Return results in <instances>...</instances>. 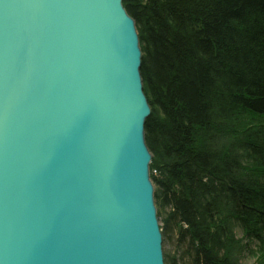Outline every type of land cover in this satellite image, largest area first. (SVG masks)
I'll return each mask as SVG.
<instances>
[{
    "label": "water",
    "instance_id": "95a60500",
    "mask_svg": "<svg viewBox=\"0 0 264 264\" xmlns=\"http://www.w3.org/2000/svg\"><path fill=\"white\" fill-rule=\"evenodd\" d=\"M142 60L123 0H0V264H165Z\"/></svg>",
    "mask_w": 264,
    "mask_h": 264
},
{
    "label": "trees",
    "instance_id": "16d2710c",
    "mask_svg": "<svg viewBox=\"0 0 264 264\" xmlns=\"http://www.w3.org/2000/svg\"><path fill=\"white\" fill-rule=\"evenodd\" d=\"M123 6L143 52L156 203L182 258L237 264L239 227L264 264V0Z\"/></svg>",
    "mask_w": 264,
    "mask_h": 264
},
{
    "label": "rangeland",
    "instance_id": "374dc122",
    "mask_svg": "<svg viewBox=\"0 0 264 264\" xmlns=\"http://www.w3.org/2000/svg\"><path fill=\"white\" fill-rule=\"evenodd\" d=\"M144 92H145V89H144ZM151 169H152V164L150 165V170ZM151 178H152V172H151ZM152 182L155 187V196H156L158 187L154 183L153 179H152ZM156 207L158 210L157 218L159 222V227H160V231H161L162 238H163L162 246H163L165 264H172L173 263L172 259H174L176 264H188L189 260L187 258L185 259L182 258L186 247L179 241V238H180L179 226L178 225L168 226L167 225L168 224L167 219L169 217V215H167L168 211L164 210V213L161 212L157 206V203H156ZM234 237H235L234 238L235 241H237L236 251L239 255V258H238L239 260L237 264H262L261 255L257 253L254 243L251 244L245 238V235L240 231L239 227L234 230Z\"/></svg>",
    "mask_w": 264,
    "mask_h": 264
}]
</instances>
